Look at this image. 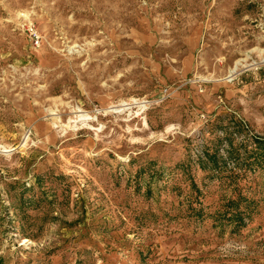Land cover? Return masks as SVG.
Here are the masks:
<instances>
[{
  "label": "rangeland",
  "instance_id": "374dc122",
  "mask_svg": "<svg viewBox=\"0 0 264 264\" xmlns=\"http://www.w3.org/2000/svg\"><path fill=\"white\" fill-rule=\"evenodd\" d=\"M260 139L264 0H0V264H264Z\"/></svg>",
  "mask_w": 264,
  "mask_h": 264
},
{
  "label": "trees",
  "instance_id": "16d2710c",
  "mask_svg": "<svg viewBox=\"0 0 264 264\" xmlns=\"http://www.w3.org/2000/svg\"><path fill=\"white\" fill-rule=\"evenodd\" d=\"M262 143H264V139H260V141H259V146H261ZM259 146H258V147H259ZM210 158L213 159V160L215 161V163L217 164V162H216L217 153H213V154H211V155H210Z\"/></svg>",
  "mask_w": 264,
  "mask_h": 264
}]
</instances>
